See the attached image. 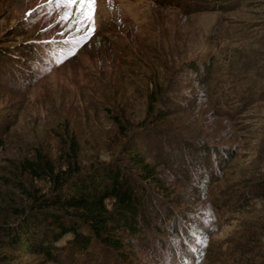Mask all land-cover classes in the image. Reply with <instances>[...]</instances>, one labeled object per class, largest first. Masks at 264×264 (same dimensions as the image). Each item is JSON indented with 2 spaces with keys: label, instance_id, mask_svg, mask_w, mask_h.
Listing matches in <instances>:
<instances>
[{
  "label": "rangeland",
  "instance_id": "374dc122",
  "mask_svg": "<svg viewBox=\"0 0 264 264\" xmlns=\"http://www.w3.org/2000/svg\"><path fill=\"white\" fill-rule=\"evenodd\" d=\"M161 1L0 0V264H53L1 242L52 195L39 159L60 175L73 150L121 169L137 213L123 255L68 234L58 264H264V0Z\"/></svg>",
  "mask_w": 264,
  "mask_h": 264
},
{
  "label": "trees",
  "instance_id": "16d2710c",
  "mask_svg": "<svg viewBox=\"0 0 264 264\" xmlns=\"http://www.w3.org/2000/svg\"><path fill=\"white\" fill-rule=\"evenodd\" d=\"M159 5L180 9L172 0L161 1ZM205 10V5H199L190 14ZM128 154L131 168L140 172L141 179L163 188L151 163L137 151L131 150ZM76 157V150L72 156L68 154L66 168L60 175L58 172L54 175L49 161L39 159L46 176L54 177L52 195L34 196L32 204L17 214L22 220L6 227L1 242L4 249L34 254L58 264L52 253L58 249L56 243L70 234L74 246L81 250H87L95 240L103 247L124 254V239L119 232L136 217V189L118 167L84 172ZM29 169H33L32 164ZM11 257H4V262Z\"/></svg>",
  "mask_w": 264,
  "mask_h": 264
},
{
  "label": "snow or ice",
  "instance_id": "6c2138e0",
  "mask_svg": "<svg viewBox=\"0 0 264 264\" xmlns=\"http://www.w3.org/2000/svg\"><path fill=\"white\" fill-rule=\"evenodd\" d=\"M63 2L67 5H71L73 3H79L80 5L84 6L86 12H91L92 15H94L95 0H63ZM92 15L86 14L85 19L91 21ZM91 30L94 31V29Z\"/></svg>",
  "mask_w": 264,
  "mask_h": 264
},
{
  "label": "bare ground",
  "instance_id": "6f19581e",
  "mask_svg": "<svg viewBox=\"0 0 264 264\" xmlns=\"http://www.w3.org/2000/svg\"><path fill=\"white\" fill-rule=\"evenodd\" d=\"M96 1H99V0H95V3H97ZM103 2V1H102Z\"/></svg>",
  "mask_w": 264,
  "mask_h": 264
}]
</instances>
